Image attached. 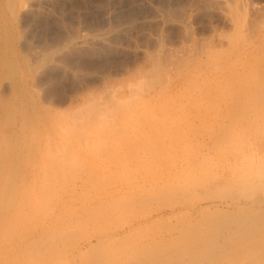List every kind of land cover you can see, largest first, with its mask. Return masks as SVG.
<instances>
[{
    "label": "rangeland",
    "instance_id": "rangeland-1",
    "mask_svg": "<svg viewBox=\"0 0 264 264\" xmlns=\"http://www.w3.org/2000/svg\"><path fill=\"white\" fill-rule=\"evenodd\" d=\"M161 112L199 129L122 150ZM262 163L264 0H0V194L34 168L29 198L3 193L0 246L32 237L0 264L79 241L75 264H264V186L244 178Z\"/></svg>",
    "mask_w": 264,
    "mask_h": 264
},
{
    "label": "bare ground",
    "instance_id": "bare-ground-1",
    "mask_svg": "<svg viewBox=\"0 0 264 264\" xmlns=\"http://www.w3.org/2000/svg\"><path fill=\"white\" fill-rule=\"evenodd\" d=\"M192 97L189 98L191 100L188 102V104H190L192 107H198L200 105V103L202 102V99L200 97H198L196 99H194V98L192 99ZM125 114H126V109H124V110L121 109V111L118 114V117H121V116H123ZM116 115H117V112H116ZM192 125H194V123H192L189 119L182 120L181 118L180 119L176 118V119H173V121H171V119H167L166 115H164V113L161 112V113H159L157 115L146 116V117L142 118L140 120V122H139V128H137V130H136L137 134L135 135L134 139H132V140L130 139L129 141H123L121 139H123L124 137L123 136H119L120 134L119 135H114L113 137H116L115 138L116 141H117L118 137H122L120 139L121 141H118V143L120 142L119 144L121 145L122 150H123V148L127 149V151L132 153L133 155H135V154L138 155V154L144 152V153L147 154L146 156H149L152 153V151L155 150V149H152L151 146H160L161 145V141L159 142L158 140L162 139V141H163V136H164L163 134L166 132V130H167V136L171 137L170 138L171 142L169 144L170 147H171V150H172V148L176 150L178 144L184 143L186 145L187 141H189V138L188 137L186 139L184 138V133H185L184 131H186V129H190V130H193V131L199 129V127H196L195 130H194L193 129L194 127ZM41 136H43V135H41ZM45 139L47 140L46 137H45ZM105 140H103V142ZM107 140H109V138ZM124 140H126V139L124 138ZM97 141L99 142V140H97ZM151 141H154V142L150 144ZM47 144H49L48 141L46 142V145ZM107 144L105 146H107ZM48 146L49 145H47V147ZM68 148H70V147L67 146L66 149H68ZM146 148H148L151 151L148 153L146 151ZM68 156L71 157V158L74 157V155L73 156L72 155H68ZM75 157H78V156H75ZM18 158L23 162L24 165H27L29 167H30V165L31 166L34 165L33 163H30L28 161V158H26V157L23 158L22 155L20 157H18ZM49 158L50 157H48V159ZM24 159H25V161H24ZM254 159L256 160V158H254ZM255 163H256V161H255ZM246 165H247V163H246ZM33 171H34V168H31L29 170H27L26 167L25 168H21V173H19V176L12 178L14 176V173L12 172V169H10V168L6 169L4 174L2 173V175L4 177V179H3L4 183H3V186L1 187L0 203L2 204L3 202H5L4 194H5V192L7 193V191H9V190H10L9 193L12 192V191L13 192L15 191V193L21 194L26 199L29 198L33 194V191L30 188H26L25 187V183L31 177ZM47 174L49 176L48 172H46V175ZM43 175H44V173H43ZM49 177L50 178L51 177L55 178L54 180L60 179L59 178V174H57V173H54V174L51 173ZM244 178H246L248 180H252L254 183L258 181L261 185L264 186V163H262V167L259 170L250 171L247 174V176H245ZM154 194L155 193H153V195ZM157 196H158V194H157ZM171 204H172V202H171ZM185 206H186V204H185ZM185 206H184V208H185ZM7 207L8 206H7V203H6V208ZM173 208L174 207H172L171 210H173ZM142 212H144V215H143V213L142 214L141 213L140 214H138V213L137 214H135V213H131L130 214L129 213L128 216L126 215V217H127L126 225L132 226L135 223L144 221V219H149V218L153 217V215L155 214L152 211L149 212V213H145V211H142ZM4 227H6V224L4 225ZM28 230H30V229H28ZM28 230L26 232L22 233V234L17 235L16 238H11L10 241H8L5 244L1 245L0 246V258H3V257L6 258V255L9 254L10 252H13L16 248H18L20 246L21 243L28 241L29 238L32 237V230H30V231H28ZM107 233H109L108 230L100 228L99 230L94 232V234H92V236H86L85 235L84 238H81L83 240H81V239L80 240L84 241V242L85 241L86 242H91L93 239H99L101 237V235H106ZM33 235H35V234H33ZM77 241H74V243L77 242ZM80 245H81L80 241L77 242L76 244H73L72 250L69 249V250H71V252L69 254H66L65 257L63 256L64 259L62 261V264H75V262H76V252H77V250H80L79 249ZM245 245H247V244H245ZM69 248H71V245H70ZM69 250H68V252H69ZM65 253H67V251ZM1 255H3V256H1Z\"/></svg>",
    "mask_w": 264,
    "mask_h": 264
}]
</instances>
